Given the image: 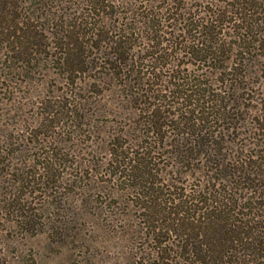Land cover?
I'll list each match as a JSON object with an SVG mask.
<instances>
[{"label": "rangeland", "instance_id": "374dc122", "mask_svg": "<svg viewBox=\"0 0 264 264\" xmlns=\"http://www.w3.org/2000/svg\"><path fill=\"white\" fill-rule=\"evenodd\" d=\"M23 1L22 19L34 17L53 48L26 63L0 46V264H196L188 244L201 234L159 221L158 249L144 206L226 185L207 149L226 160L264 154V48L240 59L238 32L228 28L235 16L223 13V0H51L48 9ZM216 12V26L228 28L222 46L210 59L185 51L194 32L183 33L184 19L210 25ZM68 24L88 45L83 71L56 63L63 54L55 33L66 35ZM261 32L249 46L264 43ZM120 35L121 65L111 57ZM228 103L240 108L224 112ZM149 152L147 175L125 170ZM198 215L202 229L208 215Z\"/></svg>", "mask_w": 264, "mask_h": 264}, {"label": "trees", "instance_id": "16d2710c", "mask_svg": "<svg viewBox=\"0 0 264 264\" xmlns=\"http://www.w3.org/2000/svg\"><path fill=\"white\" fill-rule=\"evenodd\" d=\"M43 1V5L40 6L42 9L51 7L49 5L51 0ZM260 1L261 0L222 1L223 4H225L223 13L229 15L232 13L235 16L234 20H232V23H234H230L232 26L228 28L233 31L237 30L238 32L237 34L239 37L237 41H235V44L237 51L240 52V59L242 60L245 59L244 55L249 54L252 49H258L260 46L264 48V43L260 42V44L257 45L258 41H253L254 47L249 46L252 36L262 35L261 31L264 30V19L261 21L258 18V14L264 11V3L262 4ZM23 2V0H0V46L4 47L8 54H15L16 59H18L19 56L22 57V61L31 63L33 60H37L36 57H34L35 55H40L46 52L48 48L53 47L47 44L42 38L41 32L39 31L40 28L36 25V21L33 19L34 17L27 16L26 18L25 16L26 19H22L21 16L24 14L21 11ZM97 2H99V0H97ZM227 5H230V10H228ZM232 8L235 9V12H232ZM213 14L214 17L212 20H209L211 26L204 25V23H193L190 21L191 18L184 19L185 25L182 28L183 33L186 35L189 32H194L192 38L187 37L184 40V42H186L184 45L186 48L185 51L192 49L196 54L207 52L204 53V59H210L215 51L222 46L223 42L219 38V35H223V32H226L228 28L216 26L218 18L222 16V12ZM75 26V24H68L66 35L63 30L55 33L56 37L59 38V42L55 47L60 48L63 54V56L60 55L56 63L66 66L67 69H71V71L79 72L83 71V67L87 64L84 53L88 45L80 38L78 33L74 31L76 29ZM62 28H64V26H62ZM217 28H219V32H217ZM51 30L50 32L53 40L55 37H53L54 32ZM42 31H45L43 27ZM122 32L126 35L127 29L122 30ZM95 36L98 37V40L95 41L98 43V41L101 40V36H103L102 31L95 33ZM178 36L179 35H177V37ZM123 37L124 35H120L117 36V39H114L113 43L116 44V51L111 57L114 58L116 62L120 63L124 61L125 64L127 59L124 58V56H126L127 52L123 47ZM147 40L151 41L149 38H147ZM61 59L63 60L61 61ZM121 64L122 63H120V65ZM231 66V69L229 67L224 68V70H229V74H233L232 69L234 68V64ZM234 75H236L235 72ZM173 86H175V90H179L181 84L175 83ZM226 88L228 90L233 88L234 90L238 89V87H234V85H227ZM235 107L237 109L240 108L239 105H235ZM235 107L230 103L222 106L224 112L235 109ZM208 108L209 107H206V109ZM257 111L258 129L261 130L262 135H264V97L260 99ZM149 123L150 122H148V124ZM153 124L159 128L158 132H161L160 129H162L163 126L159 123L157 125L155 122H153ZM163 139L164 138L161 140ZM200 143L202 146L205 144L203 140H201ZM211 151L212 150H206V154L212 155V157H209L210 160L208 159V161L216 162L214 172L221 176L222 180L227 184H213V188L201 187L203 190H201V188H194L192 193H182L184 194L182 197L164 199V201H159L160 199L157 197L151 199L149 201L151 204L147 202L144 209L146 210V218L148 220L150 219L152 222L150 226L155 229H153L155 235L153 234L152 240L157 242L158 249L162 248L163 243L159 239L157 241V237H159L157 233H160L165 228L163 225L162 227H158L161 223L159 225L157 224L159 221L165 224L166 221L170 219L172 224L179 225L195 233L197 232V235L201 234L202 241L197 242V236L191 235L190 238H192L194 242L188 244L190 248H192L193 257H195L194 262L196 264H264V154L262 155V153L259 152L254 155L255 158L248 156L226 160V157H220V153L215 152L214 154ZM151 154L150 152L147 154L136 153L135 159L124 167L125 170H127V172L129 170L133 174L136 172L137 178L141 179L143 175L148 174L146 171V166L148 165H145L144 162L151 157ZM222 159L225 160L220 162ZM243 163L246 164V168L243 167ZM46 166L49 168V162ZM124 176L126 175L124 174L123 177ZM237 177L238 180L242 178L243 181L246 182V188L238 187L236 183ZM152 184L153 182L150 183V185ZM221 188H223V190ZM244 189L247 190V197L240 196L239 198L237 196L238 191ZM194 193H196V196ZM220 195L223 197V201L218 199ZM192 210H195V212L192 213ZM202 210L206 211L209 222L205 227L200 229L197 226L198 222L194 221L199 216L198 212ZM178 217L180 219H177ZM163 218L164 220H162ZM191 220L193 223H188ZM27 222L30 221H27L25 216L24 223Z\"/></svg>", "mask_w": 264, "mask_h": 264}]
</instances>
